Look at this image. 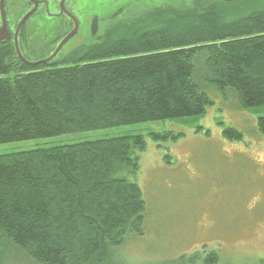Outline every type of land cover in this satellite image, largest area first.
<instances>
[{"label": "trees", "instance_id": "16d2710c", "mask_svg": "<svg viewBox=\"0 0 264 264\" xmlns=\"http://www.w3.org/2000/svg\"><path fill=\"white\" fill-rule=\"evenodd\" d=\"M207 2L188 13L147 9L38 67L13 40L0 43V145L199 117L209 84L233 91L243 109L264 106V0ZM258 129L264 137V117ZM224 136L242 139L234 129ZM145 150V137L122 136L0 155V264H120L117 251L143 235ZM217 263L215 252L203 261Z\"/></svg>", "mask_w": 264, "mask_h": 264}, {"label": "rangeland", "instance_id": "374dc122", "mask_svg": "<svg viewBox=\"0 0 264 264\" xmlns=\"http://www.w3.org/2000/svg\"><path fill=\"white\" fill-rule=\"evenodd\" d=\"M74 1L81 9L101 7L99 32L91 41L90 20L84 17L80 34L62 49L57 61L87 45L103 42L115 23H128L147 9L183 8L188 13L196 3V0ZM207 1L210 0H204ZM81 9L77 13L81 14ZM54 25L46 15L32 17L27 23L28 39L21 46L23 56L32 61L44 52L50 56L49 48L57 35L56 31L51 33ZM41 48L45 50L40 52ZM203 91L211 105L199 117L4 144L0 145V155L143 136L146 150L140 154L136 178L146 202L143 235L130 236L117 251L120 264H171L197 253H203L200 263L203 264L211 252L218 255L217 264H264V137L258 129L264 106L243 109L233 91L221 93L210 84ZM226 129L236 130L242 139H227ZM153 133L181 137L176 142L169 138L158 143L150 137ZM167 156L169 161L165 160Z\"/></svg>", "mask_w": 264, "mask_h": 264}, {"label": "flooded vegetation", "instance_id": "af4514ba", "mask_svg": "<svg viewBox=\"0 0 264 264\" xmlns=\"http://www.w3.org/2000/svg\"><path fill=\"white\" fill-rule=\"evenodd\" d=\"M35 1L40 2V3L38 4L37 10L35 11V13L26 21L25 25L20 31V34H19L20 47L22 46L23 41H25V39H28V36H29L28 30H27L28 21L32 17L36 15H40V14L48 16L55 24L54 25L55 28L51 31V33L56 31L55 33L57 35L54 37L53 41L51 42L52 47L49 48V51H52L51 54L56 50V48L61 43V41L64 38H66L71 32H73L76 28L78 29V31L76 35L70 41H72L75 37H77L80 34L82 30V23H83L84 17H86L88 21L90 20L89 35H90L91 41L95 39V36L99 32L100 8L101 7L97 9L94 6L92 7L85 6L81 9L79 6H76V1L73 2V0H67L65 2L64 7L62 6V0H35ZM0 3H1V0H0ZM24 3H25V7H24ZM34 8H35V4L29 2L28 0H5V18H6L8 30L10 32L9 40H14V35L16 33V30H17V27L20 21L26 14L30 13ZM80 9H81V14L77 13V10H80ZM72 17H74L75 20L77 21V25ZM2 24H3L2 15L0 12V28L2 27ZM94 27L96 29L95 35H93ZM28 49H31V47L28 46ZM40 50H41L40 52H42L45 49L41 48ZM47 57L49 56L46 55L41 59H45Z\"/></svg>", "mask_w": 264, "mask_h": 264}, {"label": "water", "instance_id": "95a60500", "mask_svg": "<svg viewBox=\"0 0 264 264\" xmlns=\"http://www.w3.org/2000/svg\"><path fill=\"white\" fill-rule=\"evenodd\" d=\"M29 2L35 4V8L28 14H26L22 20L20 21L18 27H17V30H16V33L14 35V43H15V49H16V52H17V55L18 57L20 58V60H22L25 64H27L28 66H31V67H38V66H41V65H46V64H49L51 63L58 55L59 53L61 52V50L63 49V47L76 35L78 29L76 28L73 32H71L66 38H64L61 43L58 45V47L56 48L55 52L43 59V60H40V61H37V62H29L28 60H26L21 52V49H20V46H19V34H20V31L22 30L23 26L25 25L26 21L35 13V11L37 10V6L40 2H37L35 0H28ZM67 0H62V6L64 7L65 5V2ZM224 1H232V0H224ZM0 12H1V15H2V27L0 28V43H3L5 41H8L10 39V32L8 30V26H7V22H6V18H5V0H1V3H0ZM74 19V21L76 22V25H77V21L75 20L74 17H72ZM96 34V29L94 27V30H93V35Z\"/></svg>", "mask_w": 264, "mask_h": 264}]
</instances>
